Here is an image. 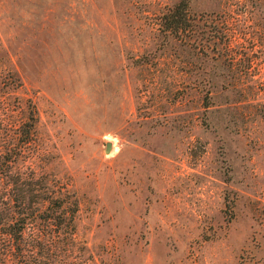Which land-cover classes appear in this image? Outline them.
Masks as SVG:
<instances>
[{"label": "rangeland", "instance_id": "1", "mask_svg": "<svg viewBox=\"0 0 264 264\" xmlns=\"http://www.w3.org/2000/svg\"><path fill=\"white\" fill-rule=\"evenodd\" d=\"M178 2L0 0V191L77 203L17 264H264V0Z\"/></svg>", "mask_w": 264, "mask_h": 264}, {"label": "trees", "instance_id": "2", "mask_svg": "<svg viewBox=\"0 0 264 264\" xmlns=\"http://www.w3.org/2000/svg\"><path fill=\"white\" fill-rule=\"evenodd\" d=\"M188 8L189 0H179L162 16L164 23L168 24L167 31L172 35L186 31ZM27 185L10 188L4 196L0 191V264H17L20 258L26 263L33 253L34 243L41 242L43 236L47 237L39 231L40 226L52 229L57 238L63 236V225L74 231L75 200L63 209L61 190L25 187ZM70 231L66 233L70 234Z\"/></svg>", "mask_w": 264, "mask_h": 264}, {"label": "water", "instance_id": "3", "mask_svg": "<svg viewBox=\"0 0 264 264\" xmlns=\"http://www.w3.org/2000/svg\"><path fill=\"white\" fill-rule=\"evenodd\" d=\"M110 149V145L107 146V151Z\"/></svg>", "mask_w": 264, "mask_h": 264}]
</instances>
